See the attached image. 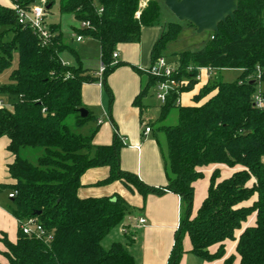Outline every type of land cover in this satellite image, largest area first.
Segmentation results:
<instances>
[{
	"label": "trees",
	"instance_id": "obj_1",
	"mask_svg": "<svg viewBox=\"0 0 264 264\" xmlns=\"http://www.w3.org/2000/svg\"><path fill=\"white\" fill-rule=\"evenodd\" d=\"M11 1L29 9L34 0ZM139 1L58 0L60 14H70L79 23L74 27L77 36L99 43L105 67L101 85L110 97L106 78L122 64L111 65L117 46L137 43L143 27L160 25V0H147L142 8ZM51 6L46 1V9ZM81 22L88 25L81 27ZM47 26L50 40L43 42L31 28L18 23L12 7L0 4V73L9 70L0 92L11 98L10 107H0V138L7 140L6 149L12 156L7 164L9 181L0 183V192H15L8 196V209L18 221L34 218L44 230L42 238L23 234L19 227L14 242L4 236L0 264H136L125 244L102 245L129 211L125 201L118 194L77 195L81 175L102 166L109 173L97 184L119 181L143 197L165 192L180 197L181 217L168 264H179L185 235L195 256L207 262L222 259L224 242L236 240L235 232L253 213L255 223L241 231L235 254L221 264L237 259V264H264V0H240L233 19L220 23L218 34L211 33L202 49L176 53V70L170 78L179 81L180 87L166 96L156 117L159 124L152 128L166 175L162 186L147 185L120 168L123 144L116 132L108 145L92 143L95 130L82 133L94 116L90 112L80 116L81 88L98 78L78 58L76 65L61 62L59 53L69 47L58 23ZM161 27L151 49V65L162 57L166 43L181 32L179 23ZM201 68L236 69L240 74L230 82L209 79L193 95V104L181 105L177 102L181 93L193 89ZM257 69L262 72L259 80ZM135 70L147 75L133 99V105L141 107V99L163 78ZM256 95L262 98L260 107ZM172 111L177 113L176 123L164 124ZM28 149L40 152L34 161L22 156ZM209 164L241 169L221 181L215 170L206 198L191 217L193 183L202 177L197 168ZM253 196L256 199L250 205H242ZM47 235L51 239H45ZM213 245L218 246L211 252Z\"/></svg>",
	"mask_w": 264,
	"mask_h": 264
},
{
	"label": "crops",
	"instance_id": "obj_2",
	"mask_svg": "<svg viewBox=\"0 0 264 264\" xmlns=\"http://www.w3.org/2000/svg\"><path fill=\"white\" fill-rule=\"evenodd\" d=\"M146 2L147 0L144 1V3ZM0 4L11 7L12 1L0 0ZM75 22L78 23L76 20ZM60 31L62 33L61 25ZM161 31V26L143 27L139 42L117 46L118 57L116 60L121 61L122 64L116 67L106 78V84L112 97L97 81L85 83L81 88L83 108L94 116L93 120L95 121L92 125L87 123L82 128V133L87 134L95 130L92 143L94 145H108L116 132L123 144L119 157L120 168L123 171L135 174L141 181L150 186L164 185L166 175L154 131L143 117L144 108L146 111L153 113L154 109L147 102L146 96L141 99V107L133 105L134 97L144 87L147 79L146 74H139L135 69L144 71L151 65V49L159 38ZM76 37L75 40L79 43L84 39V36L80 40H77ZM87 43H90V41L88 40ZM97 44L100 54V46L98 42ZM70 50L73 49H65L59 53L63 64L74 65L64 60L63 52H69L79 59L78 53ZM97 70H88V73L95 75ZM211 76L212 72L208 73L204 69L200 70L197 84L192 91L186 94L181 93L179 103L184 106L193 104L192 96L199 92ZM160 105L158 102V109L154 114L155 118L159 114ZM146 126L151 129L148 133H144ZM6 144L7 140L3 137L0 138V183L9 181L7 164L11 161L12 156L7 151ZM262 163L264 165V157ZM240 169V166L228 167L224 164H209L198 167L197 170L202 173V177L193 183L194 198L191 217L196 215L206 198L210 177L215 170L219 175L217 181H221ZM108 173L109 170L105 166L87 169L80 177L77 195L80 198H85L118 194L129 206V211L121 224L115 228L117 236L114 240L121 242L119 237H123L121 243L127 246L136 264H168V257L174 243V235L179 227L181 217L180 197L172 192H165L162 195L148 194L143 197L137 192H131L119 181L97 184L106 178ZM252 182L253 180L249 181L248 185L251 186ZM2 192H0V253L5 249L1 239L5 236L9 241L14 242L19 227L18 220L8 209L7 200L1 197ZM255 199L256 196H253L242 205H250ZM139 218L145 219V222L143 224L139 223ZM254 223L255 214L253 213L242 224L241 230L235 232V239L237 240L245 227L252 226ZM121 227L127 229V234L120 233L119 229ZM236 240L224 242L225 256L222 259L207 262L191 252L190 239L185 235L182 239L184 253L179 264H221L224 258L235 254ZM217 246L213 245L210 251H215ZM0 261H4L1 255ZM236 262H238V259Z\"/></svg>",
	"mask_w": 264,
	"mask_h": 264
},
{
	"label": "rangeland",
	"instance_id": "obj_3",
	"mask_svg": "<svg viewBox=\"0 0 264 264\" xmlns=\"http://www.w3.org/2000/svg\"><path fill=\"white\" fill-rule=\"evenodd\" d=\"M46 1L52 2V6L48 9H46ZM144 1L145 0L139 1V8H142L145 6L146 3H144ZM33 5L39 6L47 11L44 16L45 22L47 24L59 23L61 25L63 42L66 43L70 49H73L74 51L78 53L79 59L84 68H87L88 70H97L99 68L101 61L99 57L100 54H99L97 42L94 40H90L87 37L86 38L84 37L81 43L76 42L75 37L77 36V33L74 31V27H78L79 24L75 22L74 18L70 14H60L58 10V0H34ZM33 5H30V7ZM168 22L179 23L181 25V32L179 33L177 38L175 40L168 41L165 45V48L162 50V57L166 60V62L170 66L175 67L177 65L176 53H179L185 50H189V51L200 50L206 45V43L211 38L210 32L197 33L192 26L188 25L185 22L178 21L177 18L164 5L163 1L160 0V25L159 26H163L165 25V23H168ZM88 40L90 41V43H87ZM62 56L64 60L69 61L71 64L76 65V63H78L75 56H73L69 52H63ZM15 62H16V55L13 60L14 64ZM8 72L9 70H6L0 73V85L6 82ZM239 74H240V71L236 69H214L212 71V76L210 80H221L224 82H230V81L236 80ZM154 93H155V88H150L146 95V100L152 105V108L154 109V113L150 111H146L145 108L143 109L144 111L143 117H145L146 121L148 122L147 124H149L153 129L156 128L157 125L159 124L156 121V118L154 117V114L158 109V100L156 99ZM186 93L187 92H184V94ZM10 99L11 98L9 95H7L6 93L0 92V100L3 101L5 106L10 107ZM176 121H177V113L176 111H172L169 117L165 120L164 124L171 125V124H175ZM93 122L95 121L91 120L88 122V124L92 125L94 124ZM158 136L161 139L162 146H164V134L160 133L158 134ZM39 154H40L39 151L32 150V149L24 150L22 152V156L26 157L30 161H34ZM8 193L9 191L7 190L3 191L1 194V197L4 200L6 199L7 203L10 204V201L8 199ZM115 232H116V229H113L109 233V235H107L103 239L102 245L104 248H108L111 242L116 238L117 234ZM119 239L122 242L123 237L122 238L119 237ZM236 263L237 262L234 261L233 264H236Z\"/></svg>",
	"mask_w": 264,
	"mask_h": 264
},
{
	"label": "built area",
	"instance_id": "obj_4",
	"mask_svg": "<svg viewBox=\"0 0 264 264\" xmlns=\"http://www.w3.org/2000/svg\"><path fill=\"white\" fill-rule=\"evenodd\" d=\"M16 14L18 23L21 25L28 26L31 28L41 39L43 42H48L50 40V32L48 29L47 24L45 23L44 16H45V10L39 6H31L29 9H24L20 7L18 4L14 3L12 1L11 6ZM87 22H81L80 26L85 27L87 26ZM77 40L81 39V36L76 37ZM113 61L111 65H114L117 63V57L118 53L117 51L113 52ZM104 65L101 63L98 70L96 71L95 75L98 80L97 82L101 84L102 77H103V71H104ZM206 70L208 73L212 72L213 69L211 68H201L200 70ZM176 70V66H170L166 60L163 57H159L152 65H150L148 68L144 70V72L148 73L151 76L157 77V78H163L162 81H159L154 86L155 88V97L158 100L160 104H164L166 100V96L171 92L175 91L180 87V82L170 78L173 73ZM199 74L196 76V79H199ZM256 78L259 80L261 78L262 72L260 69H257L256 71ZM261 88L262 86L259 85ZM179 103V99L177 101ZM255 102L258 107L262 105V98L260 95L255 96ZM5 106L4 103L0 100V107ZM100 123V121H99ZM150 131L149 126H146L144 128V133H148ZM15 192H11L8 194L9 197H12ZM19 222V228L21 229L23 234L29 235V236H35L37 238H42L44 235V230L41 227V225L34 219V218H27ZM138 222L143 224L145 222V219L139 218ZM121 234H127V229L125 227H121L119 229ZM45 239L49 240L51 239L50 235H47Z\"/></svg>",
	"mask_w": 264,
	"mask_h": 264
},
{
	"label": "water",
	"instance_id": "obj_5",
	"mask_svg": "<svg viewBox=\"0 0 264 264\" xmlns=\"http://www.w3.org/2000/svg\"><path fill=\"white\" fill-rule=\"evenodd\" d=\"M240 0H163L164 5L180 22H187L197 33L218 34V25L233 19ZM81 117L88 111L80 108Z\"/></svg>",
	"mask_w": 264,
	"mask_h": 264
}]
</instances>
